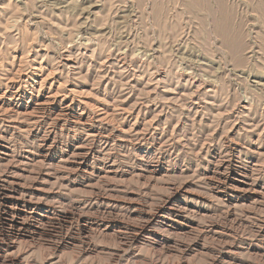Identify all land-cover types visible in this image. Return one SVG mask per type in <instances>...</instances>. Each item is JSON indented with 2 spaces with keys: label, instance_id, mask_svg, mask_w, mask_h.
Instances as JSON below:
<instances>
[{
  "label": "rangeland",
  "instance_id": "1",
  "mask_svg": "<svg viewBox=\"0 0 264 264\" xmlns=\"http://www.w3.org/2000/svg\"><path fill=\"white\" fill-rule=\"evenodd\" d=\"M225 4L0 0V264H264L263 28Z\"/></svg>",
  "mask_w": 264,
  "mask_h": 264
},
{
  "label": "bare ground",
  "instance_id": "2",
  "mask_svg": "<svg viewBox=\"0 0 264 264\" xmlns=\"http://www.w3.org/2000/svg\"><path fill=\"white\" fill-rule=\"evenodd\" d=\"M243 5L248 7L252 12L256 13L254 20L261 24V28H263V33L261 34V41L264 43V0H241ZM230 3V2H229ZM203 5V8L209 13L210 16L219 12L222 15L227 14L228 12L227 6L225 4V0H186V6L190 8L193 12H197L200 9V6ZM234 5V4H233ZM244 9V8H243ZM205 11V12H206ZM231 16V15H230ZM207 22V21H206ZM209 23V22H208ZM220 22H216L214 20V28L216 30L221 28L219 25ZM233 23V22H232ZM210 26V25H209ZM209 29V28H208ZM245 30V29H244ZM243 30V31H244ZM211 32V31H210ZM212 33V32H211ZM209 34V33H208ZM212 35V34H211ZM239 40V36L237 37ZM255 41H257L255 39ZM205 62V60H204ZM207 62V61H206ZM256 83V82H255ZM3 188V187H2ZM8 196V195H7ZM11 196V195H10ZM15 198V197H14ZM16 204V203H15ZM12 206V205H11ZM4 212V211H3ZM1 212V213H3ZM12 216V215H11ZM12 218V217H11ZM10 219V218H9ZM9 231V230H8Z\"/></svg>",
  "mask_w": 264,
  "mask_h": 264
}]
</instances>
